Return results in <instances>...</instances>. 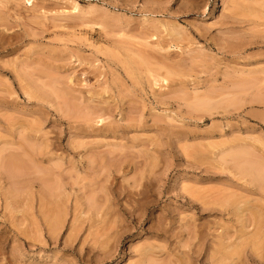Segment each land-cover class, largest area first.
<instances>
[{"label":"rangeland","instance_id":"obj_1","mask_svg":"<svg viewBox=\"0 0 264 264\" xmlns=\"http://www.w3.org/2000/svg\"><path fill=\"white\" fill-rule=\"evenodd\" d=\"M249 160L264 0H0V264H264Z\"/></svg>","mask_w":264,"mask_h":264},{"label":"bare ground","instance_id":"obj_2","mask_svg":"<svg viewBox=\"0 0 264 264\" xmlns=\"http://www.w3.org/2000/svg\"><path fill=\"white\" fill-rule=\"evenodd\" d=\"M10 156H11V155H10ZM10 156L8 157V158H11L10 160L7 158V160L10 161V163H9L7 160L5 161V162H7L6 164H7L9 167H10L9 164H11V165L13 164V165H14L15 163H14L13 161H14V160H15V161L17 160L16 158L13 157V158H14V159H13V158L10 157ZM12 156H13V155H12ZM14 156H15V155H14ZM16 156H17V155H16ZM38 156H40V154H38ZM43 157H44V156H43ZM43 157L41 158L42 160H43ZM39 158H40V157H39ZM243 158H244V157H243ZM247 158H248V156H247ZM253 159H254V161H255V158H253ZM11 160H12V161H11ZM256 160L258 161V159H256ZM244 161L246 162L247 159L244 160ZM11 162H12V163H11ZM16 162H17V161H16ZM249 162H250L251 164H250ZM8 163H9V164H8ZM242 163H243V161H242ZM247 163H249L250 165H248ZM247 163H246V164H247L246 166L250 167L251 170L253 169L249 174H247L248 176H249L250 174L254 176L255 174H253V171H254L255 169H256V170L259 169L258 172L255 171V172H257L258 174H259V173H260L261 175L264 174V166H263V165H264V162L261 161V164H263V165L259 164L260 161H259L258 163H253V162H251V161L249 160ZM244 165H245V163H244ZM244 170H245V171H244L243 174L245 175V173H247L248 170H247V171H246V169H244ZM257 173H256V174H257ZM261 175H259V177H260ZM256 176H258V175H256ZM250 177H251V176H250ZM261 178L264 179V176L262 175ZM252 179H253V178H252ZM254 181L257 182L255 179H254ZM260 181H261V183L264 182V180H263V181L260 180ZM258 182H259V181H258ZM258 182H257V183H258ZM259 183H260V182H259ZM263 184H264V183H263ZM263 184H262V187H263ZM260 185H261V184H260ZM59 194H60V193H59ZM227 256H229V255H227Z\"/></svg>","mask_w":264,"mask_h":264}]
</instances>
